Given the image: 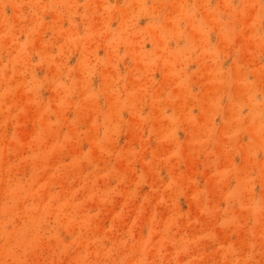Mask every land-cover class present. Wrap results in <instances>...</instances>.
Segmentation results:
<instances>
[{
	"label": "rangeland",
	"instance_id": "obj_1",
	"mask_svg": "<svg viewBox=\"0 0 264 264\" xmlns=\"http://www.w3.org/2000/svg\"><path fill=\"white\" fill-rule=\"evenodd\" d=\"M0 264H264V0H0Z\"/></svg>",
	"mask_w": 264,
	"mask_h": 264
}]
</instances>
